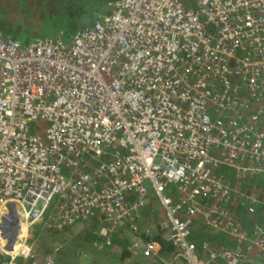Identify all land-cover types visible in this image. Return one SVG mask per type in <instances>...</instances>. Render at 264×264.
I'll use <instances>...</instances> for the list:
<instances>
[{"label": "built area", "instance_id": "built-area-1", "mask_svg": "<svg viewBox=\"0 0 264 264\" xmlns=\"http://www.w3.org/2000/svg\"><path fill=\"white\" fill-rule=\"evenodd\" d=\"M107 6L67 38L0 30V264L36 262L34 224L90 218L144 255L159 236L163 264H264V222L234 208L255 213L244 185L264 174V0ZM153 201L162 217L142 226ZM198 217L236 244H197Z\"/></svg>", "mask_w": 264, "mask_h": 264}, {"label": "crops", "instance_id": "crops-1", "mask_svg": "<svg viewBox=\"0 0 264 264\" xmlns=\"http://www.w3.org/2000/svg\"><path fill=\"white\" fill-rule=\"evenodd\" d=\"M259 203H260V199L257 202L256 209L259 206ZM243 208L245 209L244 206ZM161 217H162V210L157 205V203L153 201L142 208L140 223L142 226L143 225L150 226L153 225L154 223H157L161 219ZM254 219L262 222L264 221V217H260V218L254 217ZM94 220L99 223L98 225L96 224V226L98 227V230L96 231L98 235L96 236V238L100 240L101 237L102 242L100 241V243L99 242L97 243V240H93V241L91 240L90 242H92V244L89 246V248L85 249L82 243L80 242L76 243L70 240V237L72 235H76L77 233L80 232L82 233L81 230L84 227H86L84 225L85 222L89 221V219H84L75 224L68 225L64 227L62 230H56L60 232L58 233L59 237L57 238L54 237V232L47 231L48 233H50L49 234L50 237L46 238L50 250L42 251L39 248V246L34 244V251L36 252L35 254L36 262L33 264H45L44 260L46 255L51 256L52 264H122V261L118 260L121 254L120 251L122 250V247L125 246V244L127 245V243L130 241V239L132 238V234L127 229H123L122 231H120L121 232L120 234L111 233V238L113 243L112 245H106L103 242L105 238L104 233L100 230L101 224L96 219ZM241 222L245 229L250 230L253 221L251 222L250 220V222H248L245 220H241ZM44 227L47 226L45 224L43 225L42 223L39 233H42V229ZM152 231L153 234H155V229H153V227H152ZM155 236L156 235H154L153 238H155ZM192 236L197 244H200V242L203 240L210 241L211 243L216 245L224 244L226 246H230L236 244L235 240H233L229 235H226L224 232L212 227H207L204 224L203 220L199 217L194 220ZM114 238H118V241H114ZM69 246L71 249L68 250ZM162 247L163 246H161V248L159 249L158 255L157 254L144 255L138 250L130 249L133 253L131 256H135L137 258L136 260L139 261L140 264H163L161 259H170L172 256V248L171 251L167 252L162 250ZM20 257L21 255L15 259L14 264H16V261L17 264H22L23 260H20ZM129 259L130 257L126 260L129 261ZM172 264H185V263L179 258L176 259L174 258ZM210 264H226V262L222 258H217L215 262H211Z\"/></svg>", "mask_w": 264, "mask_h": 264}, {"label": "trees", "instance_id": "trees-1", "mask_svg": "<svg viewBox=\"0 0 264 264\" xmlns=\"http://www.w3.org/2000/svg\"><path fill=\"white\" fill-rule=\"evenodd\" d=\"M8 4H10V0H7ZM50 2V0H47ZM71 1V0H70ZM73 1V5L68 4V5H63L64 1L61 0V3L59 4L61 8H59V6L57 4L54 5H50L48 3H46L44 0H17V1H12L11 6L7 5V8H11V10L15 9V8H21V15L20 18H23L24 16H28L26 15V13H30L31 12V8L33 6H38L36 8H34V15H31V19L30 21H32V19L35 17V15L38 13V10H43L42 12H40L41 15L45 14H49V16L53 17L54 19H56L57 21H60L59 24L63 25V22L67 25V28L65 30V33L67 35L70 36V34L75 31L76 29L80 28L78 27L79 24H77L78 20L80 22L81 26L82 25H88L91 24L95 18V16L97 14H99L100 12L96 13V10L100 8V3L102 0H95V3L97 2V4L94 3V0H92L93 2H91V0L89 1V3L82 7V5H80L79 3H77L76 0H72ZM104 1V0H103ZM51 3V2H50ZM94 3V4H92ZM54 6V7H53ZM3 9H5L3 7ZM51 9V11H49ZM108 10V9H107ZM2 11V9H1ZM48 11V12H47ZM79 17H76L78 16ZM38 18V17H37ZM23 20H25L23 18ZM22 20V21H23ZM30 21L27 22V26L25 29H23L21 26L19 25H11L10 23H8L5 19L0 18V30L3 32L4 35L7 36H12L14 38H17L18 40L22 41L23 43L27 42L28 39L31 36L29 32L32 29L30 26ZM68 36V37H69ZM259 177H254L251 181H248L247 184H245V189L248 191H256L258 193V199H260V203L259 206L257 207L256 211L254 214H249L244 208L243 205L241 204V201L236 202V200H234V208H235V214L236 216L241 219V220H245L251 222L254 219V217L260 218V217H264V181L263 180H259ZM93 225L96 226L97 222L95 220L92 221ZM47 231H53L52 229L48 228V227H44L42 229V233H39V231L37 232V238L35 239L34 244H36L37 246H39V248L42 251H49L50 247L47 244V237H50ZM53 235V234H51ZM56 236V234H54V237ZM200 237V236H199ZM193 238V236H192ZM154 239H158L161 243L162 250L164 251H171V244H169L168 242H164L161 241V239L159 238V236H155ZM194 239V238H193ZM114 241H118V238H114ZM132 250V249H131ZM130 250V248L127 247V245L125 244V246L122 247V250L120 251V259L122 261H127L126 259H129V261H127V264H140L139 261H137L135 256H131L133 253ZM21 256L20 260H23L22 264H33L34 262H32L31 259ZM133 257V258H131ZM27 258V259H25Z\"/></svg>", "mask_w": 264, "mask_h": 264}, {"label": "rangeland", "instance_id": "rangeland-1", "mask_svg": "<svg viewBox=\"0 0 264 264\" xmlns=\"http://www.w3.org/2000/svg\"><path fill=\"white\" fill-rule=\"evenodd\" d=\"M12 1L13 0H10V4H8L7 0H0V18L5 19L8 23H10L13 26L19 25L23 29H25L26 26H27V22L30 21V19H31V15H34L33 13H34L35 10H33V9L38 7V6H33L30 9L31 12L30 13L27 12L26 15H28V16H24L23 18L25 20H23V18H20V15L22 13L21 10H20L21 9L20 7L19 8H15L13 10H11V8H7V5L11 6ZM14 1H17V0H14ZM44 1L46 3H48L50 5L52 4L54 6H55V4H57L59 6V8H61L60 5H59L61 3V0H50L51 3L49 1H47V0H44ZM63 1H64L63 5L71 4L72 6H74L72 0L71 1L70 0H63ZM76 1H77V3L82 5V7H84V6H86L89 3L90 0H76ZM107 1L108 0H104V1L102 0L101 2H99L101 6H100L99 10L98 9L96 10L95 14L98 13V12L103 14V13H105L107 11V9H108ZM91 2H93V1L91 0ZM94 3H95V0H94ZM94 3H92V4H94ZM95 4H97V2ZM3 7L5 9H3ZM1 9H2V11H1ZM42 11L43 10H38V13L35 15V17L32 19V21H30V23H31L30 26H31L32 29L30 30L29 33L31 35H34V36H31L29 39H31L33 37H36V36L37 37H44V36L57 37V36H61L63 38H67L69 35H67L65 33V30H66L68 24L65 25V23L63 22V25H61V24H59L60 21L56 22V19H54L53 17L49 16V14L51 12L48 15L45 14V13L43 15H41L40 12H42ZM49 11H51V9ZM76 17H79V15L76 16ZM77 24L81 25L79 20H78ZM79 25H78V27H81ZM36 123L38 125H43V122L41 120H39V119L36 121ZM258 177H259L258 179L260 181L261 180L264 181V174L260 175ZM252 179H250L249 181H251ZM252 191H254V190H252ZM254 192H256V191H254ZM257 195H258V193H257ZM93 220H94V218H90L88 222H85L84 225L86 227H84L81 230L82 233L80 232V233H77L76 235H72L70 237V240L73 241V242H76V243L77 242L82 243L84 245L85 249L89 248V246L92 244V242H90L91 240L92 241L93 240H97V243L98 242L100 243V241L102 242L101 237H100V240H98V238H96V236L98 235L96 233V231L98 230V227L93 225V223H92ZM98 224L99 223L97 222V225ZM41 226H42L41 222L37 223V224H34L35 232H33L34 233V237H32V239H31L33 241V243L35 242V239L37 238V232L41 229ZM53 231H55L54 234H56L55 238L59 237L58 233H60V232H58L56 230H53ZM69 249H71L70 246L68 247V250ZM17 257H19V255L16 256L14 259H12L10 264H14V261H15V259ZM6 258L9 260L10 259L9 255H6ZM118 260H121V259L119 258ZM263 263H264V259H263ZM16 264H17V261H16ZM122 264H127V261H122ZM255 264H258V262H256Z\"/></svg>", "mask_w": 264, "mask_h": 264}, {"label": "bare ground", "instance_id": "bare-ground-1", "mask_svg": "<svg viewBox=\"0 0 264 264\" xmlns=\"http://www.w3.org/2000/svg\"><path fill=\"white\" fill-rule=\"evenodd\" d=\"M12 228V227H11ZM11 228H9V229H7V230H11ZM4 232V231H3ZM10 232H12V231H10ZM4 235H6L5 233H3ZM2 242V240H1V238H0V243ZM15 244H16V242H15Z\"/></svg>", "mask_w": 264, "mask_h": 264}, {"label": "flooded vegetation", "instance_id": "flooded-vegetation-1", "mask_svg": "<svg viewBox=\"0 0 264 264\" xmlns=\"http://www.w3.org/2000/svg\"><path fill=\"white\" fill-rule=\"evenodd\" d=\"M259 221V220H258ZM262 222V221H261ZM264 222V221H263Z\"/></svg>", "mask_w": 264, "mask_h": 264}, {"label": "water", "instance_id": "water-1", "mask_svg": "<svg viewBox=\"0 0 264 264\" xmlns=\"http://www.w3.org/2000/svg\"><path fill=\"white\" fill-rule=\"evenodd\" d=\"M10 247V246H9Z\"/></svg>", "mask_w": 264, "mask_h": 264}]
</instances>
